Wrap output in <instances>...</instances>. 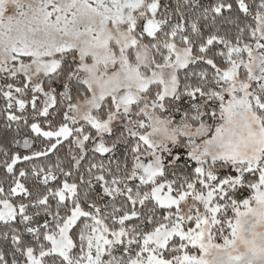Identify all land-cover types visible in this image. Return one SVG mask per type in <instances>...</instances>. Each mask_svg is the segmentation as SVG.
<instances>
[{
  "label": "snow or ice",
  "instance_id": "6c2138e0",
  "mask_svg": "<svg viewBox=\"0 0 264 264\" xmlns=\"http://www.w3.org/2000/svg\"><path fill=\"white\" fill-rule=\"evenodd\" d=\"M0 264H264V0H0Z\"/></svg>",
  "mask_w": 264,
  "mask_h": 264
}]
</instances>
